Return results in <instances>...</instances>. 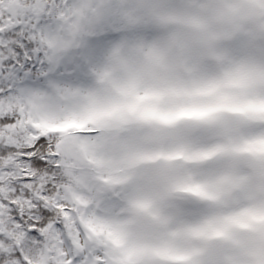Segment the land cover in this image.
<instances>
[{
  "label": "snow or ice",
  "instance_id": "snow-or-ice-1",
  "mask_svg": "<svg viewBox=\"0 0 264 264\" xmlns=\"http://www.w3.org/2000/svg\"><path fill=\"white\" fill-rule=\"evenodd\" d=\"M0 264H264V0H0Z\"/></svg>",
  "mask_w": 264,
  "mask_h": 264
}]
</instances>
